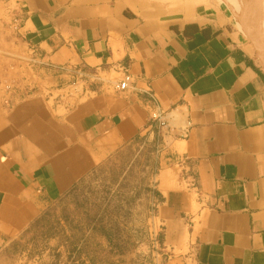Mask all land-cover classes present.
<instances>
[{
  "label": "crops",
  "instance_id": "0c3cea01",
  "mask_svg": "<svg viewBox=\"0 0 264 264\" xmlns=\"http://www.w3.org/2000/svg\"><path fill=\"white\" fill-rule=\"evenodd\" d=\"M174 2L0 0V254L146 145L159 159L157 264H264V65L231 24ZM157 109L167 129L151 123Z\"/></svg>",
  "mask_w": 264,
  "mask_h": 264
},
{
  "label": "rangeland",
  "instance_id": "374dc122",
  "mask_svg": "<svg viewBox=\"0 0 264 264\" xmlns=\"http://www.w3.org/2000/svg\"><path fill=\"white\" fill-rule=\"evenodd\" d=\"M179 1L231 24L264 65V6L252 0L243 6L242 0ZM152 152L146 145L127 147L108 159L45 208L0 254V264H157L162 238L152 185L159 159Z\"/></svg>",
  "mask_w": 264,
  "mask_h": 264
},
{
  "label": "built area",
  "instance_id": "2783aa9c",
  "mask_svg": "<svg viewBox=\"0 0 264 264\" xmlns=\"http://www.w3.org/2000/svg\"><path fill=\"white\" fill-rule=\"evenodd\" d=\"M89 78L93 80L98 79V74L97 72H94L88 76ZM131 80V76L129 74H124L122 80H120L116 85L115 88L117 90H126L129 86ZM150 121L151 123L156 127V131H160V129L168 128V121L166 117V112L160 109L155 110L154 112L151 113L150 115Z\"/></svg>",
  "mask_w": 264,
  "mask_h": 264
},
{
  "label": "trees",
  "instance_id": "16d2710c",
  "mask_svg": "<svg viewBox=\"0 0 264 264\" xmlns=\"http://www.w3.org/2000/svg\"><path fill=\"white\" fill-rule=\"evenodd\" d=\"M71 191H72V190H71ZM71 191H70V192H71ZM67 194H68V193H67ZM67 194H66V195H67ZM40 218H41V215H40V216H39V217H38V218H37V219H36V220H35V221H34L29 227H28V229L23 233L22 236H24V235L29 231V229H30L35 223H37V222L39 221ZM22 236H21V237H22ZM68 251H69V250H68ZM73 252H74V250H71V249H70V251H69L70 256L74 254Z\"/></svg>",
  "mask_w": 264,
  "mask_h": 264
},
{
  "label": "bare ground",
  "instance_id": "6f19581e",
  "mask_svg": "<svg viewBox=\"0 0 264 264\" xmlns=\"http://www.w3.org/2000/svg\"><path fill=\"white\" fill-rule=\"evenodd\" d=\"M245 0H242V6ZM249 1V0H248ZM255 4L257 3L258 5L264 6V0H252ZM242 26V25H241Z\"/></svg>",
  "mask_w": 264,
  "mask_h": 264
}]
</instances>
